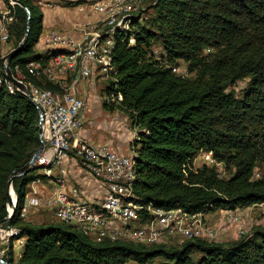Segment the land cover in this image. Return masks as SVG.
I'll return each instance as SVG.
<instances>
[{
    "label": "trees",
    "instance_id": "1",
    "mask_svg": "<svg viewBox=\"0 0 264 264\" xmlns=\"http://www.w3.org/2000/svg\"><path fill=\"white\" fill-rule=\"evenodd\" d=\"M20 1L31 13L29 39L10 67L15 77L18 67L34 84L55 91L57 86L29 76L26 67L33 61L47 64L61 51H36L43 12L33 0ZM152 2L153 16L142 22L134 19L131 31L117 35L114 50L124 96L118 109L140 129L134 141L135 193L144 203L191 215L264 204V179H254L256 166L264 162V0ZM14 7L16 21L8 29L16 49L25 37L28 13ZM154 47L166 54L164 64L151 55ZM2 59L0 48V224L9 215L10 178L41 146L39 111L29 98L8 90ZM180 61L194 78L173 73L170 67L181 66ZM247 78L248 88L239 99L230 87ZM202 150L212 152L229 177L220 178L216 167L207 165L194 170ZM38 171L33 167L13 180L15 214L0 226L20 231L0 255L8 264H264V228L229 245L197 239L176 246H144L98 244L60 221L27 222L22 211L29 187L44 179ZM19 239L24 244L16 260L14 242Z\"/></svg>",
    "mask_w": 264,
    "mask_h": 264
},
{
    "label": "built area",
    "instance_id": "2",
    "mask_svg": "<svg viewBox=\"0 0 264 264\" xmlns=\"http://www.w3.org/2000/svg\"><path fill=\"white\" fill-rule=\"evenodd\" d=\"M155 5L152 0H96L89 5L98 20L87 25L81 40L52 31L45 36L44 45L50 50L61 51L47 64L33 61L26 67L29 76L45 78L58 87L48 90L31 82L16 67L19 81L25 84L29 100L39 111L42 133L39 132L43 151L32 166L42 171L44 179L53 185L52 193L33 190L26 198L22 217L29 207H49L55 219L80 230L95 243H131L144 246L182 245L201 239L218 242L222 234L234 230L237 236L246 234L242 227L240 210L218 211L221 223H206L205 213L191 215L182 209L166 210L144 203L135 193L137 181L136 151L124 155L109 144L93 145L82 135L88 111L87 83L96 78L105 84L103 101L116 109L122 107L124 96L120 91L119 71L114 63V50L118 34L131 31L132 22L147 20V12ZM0 48L9 42V25L14 18L10 10H0ZM134 44V40L130 41ZM162 63L164 51L155 56ZM166 67H170L166 65ZM173 73L188 78L185 66L170 67ZM11 93L20 91L7 79ZM131 120V125L132 124ZM133 141L139 138L136 126ZM80 161L85 172L101 185L96 194H89L72 184L65 176L57 175L63 163L71 157ZM196 160L203 165L216 167L220 178L226 176L225 166L215 159L212 152L201 151ZM197 170V169H194ZM255 174L254 178H260ZM264 206V204H261ZM10 239L20 233L18 229L4 230ZM224 233V234H225ZM222 241V240H221ZM175 245V246H176Z\"/></svg>",
    "mask_w": 264,
    "mask_h": 264
},
{
    "label": "rangeland",
    "instance_id": "3",
    "mask_svg": "<svg viewBox=\"0 0 264 264\" xmlns=\"http://www.w3.org/2000/svg\"><path fill=\"white\" fill-rule=\"evenodd\" d=\"M96 0H42L41 1V5L42 7L47 8L48 6H62L63 8H61V11L54 13L53 18H57L58 22H61V25L63 28L60 29H56L57 31H61L64 33V31H77L78 25H74L73 23L78 20V14L79 13H85L89 10V5L94 2ZM85 6L81 9H77V6L80 5H84ZM13 9H4V10H10L11 14L14 18L13 23H15L16 21V9H15V5L11 4ZM38 5V4H37ZM39 6V5H38ZM40 7V6H39ZM1 10V9H0ZM54 12V11H52ZM153 16V10L150 9L149 12H147L146 15V19H148L149 17ZM0 17H2V15H0ZM68 29V30H67ZM80 30V29H79ZM9 32V31H8ZM67 33V32H66ZM12 43V42H11ZM13 46V43H12ZM153 51L155 53V56L158 55L161 52V48L159 47H154ZM2 56H6L3 55L4 52L1 51ZM181 66H185L186 67V63L180 61L179 62ZM164 64V62L162 63ZM194 73L189 75V78H194ZM105 84H101L98 82V80H91L87 83L86 88H85V93L87 94L88 97V111L90 110V105L92 104V102H98L97 105L99 106V109L102 110V112H113L111 110H109L108 108H105L103 106V101H101V97L104 96V86ZM249 85V79H244L242 81H239L237 84H235L234 86L230 87V90L235 92L236 97H238L239 99H243L244 98V92L246 91V89L248 88ZM104 86V88H103ZM95 94V95H94ZM95 96V97H94ZM100 96V99H99ZM95 99V100H94ZM92 108V105H91ZM100 111H98V108L95 111H92V115L90 114L89 120H91V116L92 117H98L97 119H95L93 121V123L91 125H89V122L87 124H85L84 126V130H87L88 133H90V135L95 139V140H99L102 141V143H108V144H112L115 143V141H117L118 139L122 142L121 146L123 148V150L125 152H128L129 149H131V155H134V141H133V136L132 133L135 130V127L131 125V119L129 114L122 109H118V111H116V113H111L114 114L112 115V118H118L119 120H123L126 121V123L129 125V129L130 131H120L118 130V128H116V126H113V122L112 121H107L106 117L104 118L102 114H99ZM106 114V113H104ZM111 122V123H110ZM129 132V133H128ZM123 138V140H122ZM126 139H128V141H126ZM126 141V142H124ZM194 169H201L203 167L202 164V160H196L193 164ZM38 174H42V171L39 170ZM226 177H229V173H225ZM229 174V175H228ZM255 174H260V178L255 177V180H260V179H264V162H260L255 170H254V175ZM50 193L49 191L47 192V194ZM28 214L26 215L25 220L27 222H31L35 225H41V224H49V223H56L57 220L55 219V214L54 211L49 208V207H43V208H38V207H29L27 209ZM241 214H242V227L244 229H246V234L245 236L239 237L238 236V240L244 238V239H249L252 238L253 235L256 233L257 230L264 228V206H253L250 210H240ZM213 213V212H212ZM221 216L220 213H217L216 215L213 214H208L206 217V223L212 224V225H218L219 223H221ZM233 231L234 230H230L228 233H223L220 241L218 242H212V243H221L223 245H229L233 242H228L226 241L227 236H233ZM4 230L1 229L0 230V255L3 256L4 253L7 251V247H8V241H9V236L5 237V235H3ZM222 240V241H221ZM225 240V241H224ZM24 244V239H19L16 240L14 242V254H15V259L18 260L20 258V255L22 253V247ZM176 245V243H175ZM173 245V246H175ZM199 255L195 254L194 258H198ZM158 261V260H157ZM127 264H137L133 261L128 262Z\"/></svg>",
    "mask_w": 264,
    "mask_h": 264
},
{
    "label": "crops",
    "instance_id": "4",
    "mask_svg": "<svg viewBox=\"0 0 264 264\" xmlns=\"http://www.w3.org/2000/svg\"><path fill=\"white\" fill-rule=\"evenodd\" d=\"M33 1H34V3L36 5L38 4L40 6V9L43 12V33H42V35L40 37L39 43L36 46V51L38 53L44 54V53L50 51L44 45L43 40H44L45 36H47L52 31H57L56 29L63 28L62 25H61V22H58L57 18H53L54 13L57 14V12L61 11V8H63V7L55 5V6H51V7L48 6L47 8H45V7H42V5H41V1L42 0H33ZM84 6H85V4L77 6L76 8L77 9H80V8L82 9ZM6 8H7L6 3L3 0H0V9L3 10V9H6ZM52 11H54V12H52ZM97 20H98V16L92 14L90 12V10H88L85 13H79L78 14V20H76L73 24L74 25H78V28L80 30L78 29L77 31H74V32L64 31V34L72 37L76 41H79V40L82 39L83 34H84L83 32L85 31L87 25H89L90 23H93V22H95ZM59 32H61V31H59ZM12 50H13L12 43L8 42L3 47V50H2L4 52L3 55L8 54ZM95 79L96 78H92L91 80L94 81ZM96 80H98V79H96ZM98 82L103 84L99 80H98ZM103 88H104V86H103ZM104 93H105V88H104ZM103 97H101V101H103ZM99 99H100V96H99ZM99 102L100 101H98L97 103H99ZM97 103L96 102H92V104H91L92 108H91V105H90V110L87 111V113H86L85 124H87L89 122V125H91L93 123V121L98 118V117H92L91 116V120L92 121L89 120L90 114L92 115V111H95L98 108V111H100L99 114H102L104 118L106 117L107 121H109V120L112 121L113 122V126H116V128H118V130L124 131V132L125 131H130L129 125L126 123V121L119 120L118 118H112V115H114V114H111V113H116V111H118V109H116V110H114L113 112H110V113L107 112V110H106V112H104L106 114H104L102 112V110L99 109V106L97 105ZM103 106H104V101H103ZM82 135L85 138H87L90 141V143L93 144V145L108 144V143H102V141H99V140H95L90 135V133L87 132V130L83 129ZM122 140H123V138H122ZM126 141H128V139H126ZM126 141H124V142H126ZM121 143L122 142L118 139L117 141H115V143H113V145L112 144H109V145L113 146L121 154L131 155L132 154L131 153V149H129L128 152H125L123 150L122 146H121ZM57 175L65 176L72 184L80 187L82 190H84L85 192H87L89 194H96L101 189V185L98 182H96L90 175H88L85 172V170H84L82 164L80 163V161L76 160L73 156L69 160H67V161H65L63 163V166H62L61 170L60 169L57 170ZM52 189H53V185L51 184V182H49V180H46V179L42 180L40 183H37V184H33L32 183L30 185V187H29V193H28L27 197H29L30 193L33 190L34 191L37 190L40 193L43 192L44 195L46 197H48L52 193ZM48 191L50 193L47 194ZM251 208L252 207L246 208V209L250 210ZM243 210H245V209H243ZM217 213H219V212H214V213L207 212V213H205V217H207L208 214L216 215ZM233 233H234L233 236H230V235L227 236L226 241L233 242V241H237L238 240L237 234L234 231H233Z\"/></svg>",
    "mask_w": 264,
    "mask_h": 264
},
{
    "label": "water",
    "instance_id": "5",
    "mask_svg": "<svg viewBox=\"0 0 264 264\" xmlns=\"http://www.w3.org/2000/svg\"><path fill=\"white\" fill-rule=\"evenodd\" d=\"M10 2V4H14V5H18L20 7H22L27 13H28V23H27V31L25 34V37L23 38L22 42L20 43V45L16 48L13 49L12 51H10L6 56L3 57L2 59V65H3V69L5 71L6 77L8 79V81L12 82L14 84L15 87H17L20 91H22L23 93L26 94V97H29L28 91L26 89V86L24 83H22L21 81H19L13 74V71L10 67V62L11 60L16 56V54L25 46V44L28 42L29 39V32H30V18H31V13L29 11V9L20 1V0H8ZM39 132L40 134L42 133V126L41 123L39 124ZM43 143H41L40 148L38 149V151L34 154L33 158L31 159V161L22 169H18L14 172L15 175H13L10 180H9V201L7 203V211L9 213L8 217L2 222V223H7L9 222L14 214H15V210H16V204H17V198L15 195V192L13 190V180L15 177H20L23 176L24 174H26L29 169L32 168V166L34 165V163L37 161V159L39 158L40 154L43 151ZM38 169V168H37ZM13 195L15 196V198H13ZM1 223V224H2ZM0 224V226H1ZM0 264H8L5 260H3V258L0 256Z\"/></svg>",
    "mask_w": 264,
    "mask_h": 264
},
{
    "label": "bare ground",
    "instance_id": "6",
    "mask_svg": "<svg viewBox=\"0 0 264 264\" xmlns=\"http://www.w3.org/2000/svg\"><path fill=\"white\" fill-rule=\"evenodd\" d=\"M13 198H15V196L13 195Z\"/></svg>",
    "mask_w": 264,
    "mask_h": 264
}]
</instances>
